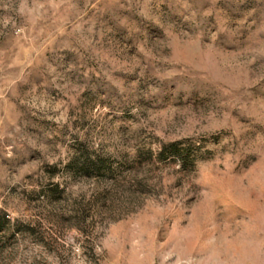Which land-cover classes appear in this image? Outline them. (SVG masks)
Masks as SVG:
<instances>
[{"label": "rangeland", "instance_id": "1", "mask_svg": "<svg viewBox=\"0 0 264 264\" xmlns=\"http://www.w3.org/2000/svg\"><path fill=\"white\" fill-rule=\"evenodd\" d=\"M0 264H264V0H0Z\"/></svg>", "mask_w": 264, "mask_h": 264}]
</instances>
